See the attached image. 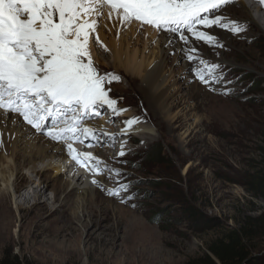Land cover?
Listing matches in <instances>:
<instances>
[{
	"label": "rangeland",
	"instance_id": "374dc122",
	"mask_svg": "<svg viewBox=\"0 0 264 264\" xmlns=\"http://www.w3.org/2000/svg\"><path fill=\"white\" fill-rule=\"evenodd\" d=\"M259 5L255 0H234L223 9L227 18L248 23L246 31L239 35L230 32L233 38L219 40L223 47H210L211 57L207 59L219 63L225 74L222 89L210 90L201 83L208 88V99H216L214 102L207 103L203 94L189 89L190 72L178 63L177 48L170 54L171 66L165 75L170 76L175 69L173 77L182 87L177 98L183 97L184 101L181 107L175 105L178 100L173 102L168 116L156 111L145 99L142 93L148 91V86L143 77L134 82L135 77L115 64L113 52L101 41L97 53L105 66L93 61L94 65L105 70H98L100 73L120 77L119 82L105 85L111 89L110 97L119 101V108L128 110L127 117L138 115L149 120L137 123L142 129L132 133L131 141L124 144L126 149L115 148L108 161H103L125 174L121 182L129 183L130 190L121 192L120 198L110 196L108 190L118 185L102 176L104 190L97 189L98 207L79 221L73 214L75 199L60 207L54 199L52 182L48 181L45 198L49 209L30 203L21 212L16 209L14 187L10 184L9 205L18 221L11 238L6 242L0 239V264L14 261L13 257L21 264H189L203 257L209 246L228 233L244 227L260 228L256 220L264 214V200L257 197L256 191L259 175L264 173V65L259 70L256 65L264 62V29L255 18V6ZM246 10L253 21L248 20ZM104 15L103 9L102 15L95 16L98 26L90 34L94 44L96 37H101ZM112 25L119 29L118 22ZM123 25L120 24L123 37L119 43L125 54L133 42L127 32L136 26ZM105 32L109 36L106 28ZM138 57L151 66L162 59L155 43L145 51L139 49ZM217 84H212L211 89ZM233 110L237 112L234 121L219 119ZM108 111L102 110L101 117L87 121L100 123ZM119 117L123 113L115 116ZM116 123L112 120L109 124ZM102 130L103 134L114 135ZM25 146L21 148L24 160H28L30 151ZM152 148L161 150L162 155L149 159ZM96 149L102 148L95 143L88 150L90 155ZM121 150L126 153L124 156L119 155ZM43 165L40 163L39 167ZM29 167L20 171L17 184L33 193L39 179ZM89 170H84L86 175ZM74 175L62 177L73 180ZM43 178L57 180L61 176L49 170ZM29 181L33 184L27 188ZM129 195L134 198L128 199ZM34 212L40 216L34 218ZM21 219L31 222L27 229L22 227ZM242 244L248 245L246 264H264V231L255 239H244ZM74 246L76 252L71 255L68 252Z\"/></svg>",
	"mask_w": 264,
	"mask_h": 264
},
{
	"label": "snow or ice",
	"instance_id": "6c2138e0",
	"mask_svg": "<svg viewBox=\"0 0 264 264\" xmlns=\"http://www.w3.org/2000/svg\"><path fill=\"white\" fill-rule=\"evenodd\" d=\"M234 0H0V117L18 115L24 122L56 142L64 143L69 156L94 176L114 180L118 187L108 195L120 198L131 185L122 183L125 174L109 168L99 157L79 153L75 142L101 143L88 119L111 110L119 116L127 109L117 108L106 84L119 82L115 73H100L90 54V34L97 21L93 16L115 14L122 23L138 22L157 32L168 33L169 43L182 42L180 51L189 62V72L202 84L220 83L221 65L208 60L194 46L223 47L208 29L219 28L239 35L247 21L231 20L222 14ZM264 4V0H259ZM99 42L98 36L96 37ZM232 83V81H228ZM224 94H228L225 92ZM14 119V116L12 117ZM50 121V126H47ZM138 118L125 121L123 134L132 130ZM107 141L115 137L105 133ZM91 137V139H89ZM126 153L121 150L119 155ZM110 174V175H108ZM92 183L103 189L102 181ZM132 195L128 199H133ZM121 202H125L121 200Z\"/></svg>",
	"mask_w": 264,
	"mask_h": 264
},
{
	"label": "bare ground",
	"instance_id": "6f19581e",
	"mask_svg": "<svg viewBox=\"0 0 264 264\" xmlns=\"http://www.w3.org/2000/svg\"><path fill=\"white\" fill-rule=\"evenodd\" d=\"M255 1L259 2V0ZM255 7H257V9L255 10L256 21L264 29V4L261 3V5ZM104 12L105 15L103 20V29H101V37L99 36V42H96V44H94L90 36V54L93 61L97 64H102L105 66L104 62L101 61L97 53L98 47L102 46L105 43L107 48L113 52L115 64L119 63V65L125 69L127 74L135 77L134 82L136 80L138 81V77H143L145 84L148 86V91H143L142 94L149 104L156 107V111H163L165 115L168 116L170 107L173 106V102H176V100L179 101H177L178 103L175 104L176 107L183 106L182 103L184 101V98H177L182 90V87L178 85L177 80L173 77V75H175V69L172 70V74L170 76L165 75L167 72L166 70L171 66L169 63L170 54L174 53L176 48L178 50V53L176 55L178 63H180V65L182 64L183 69L189 72V62L184 58L180 51L182 42L178 41L177 39L175 42L169 43L168 33L157 32L149 27H141L140 24L133 22L131 24H134L136 26L133 27L136 30L139 29L140 31L131 29V32H127V34H130L133 42L131 41L128 44L131 47L129 48V51L124 54L122 52V46L119 43V41L123 37V33L121 31L122 29L120 28V24L122 22L115 14L109 17L107 8L104 9ZM246 13L248 20L253 21V17L251 19L249 10L248 12L246 10ZM92 19H95V16H93ZM115 22H118L119 29L112 28V24H115ZM123 24L127 26V23ZM105 28L110 32L109 36L106 35ZM141 30L144 31L142 32ZM207 31L213 32L222 42L226 41L230 37H234L230 34V32H224L219 28L208 29ZM108 39L110 40L107 41ZM101 41L102 45H100ZM153 43H155L156 49H158L162 59L161 61H158L151 66L145 63V61L143 60L144 56L142 57V59L138 56L139 49L145 51V49ZM140 45L141 47H139ZM194 46L199 48L201 50V54L206 58L211 57V48L207 45L203 44L202 42H196ZM263 65L264 62L261 61L256 65V69L259 70L258 67L262 68ZM95 67L98 70H101L103 72L105 71L99 68L97 65H95ZM186 73L187 72H185V74ZM189 81L191 82H189V89L192 91L195 89L196 92H200L201 94H203L204 99L205 101H207V103H211L216 100L208 99L209 97L206 93L208 88H204L201 85V82L195 79L192 74H190ZM213 86L211 87L213 88ZM222 86L223 83L220 82L216 87H214V90L222 89ZM118 103L117 108H119ZM127 113L128 110L123 112V117L115 118V116L112 115L113 113L111 112V110H109L106 113L105 118L100 123H93L92 121L85 122L84 126L92 129L93 133L97 137H100L101 143L108 140V137L104 135L106 132H104L103 134L102 128H104V131L105 129H107L109 132H113V136L115 137L114 142L109 141L102 147L101 143H96L98 144V148L100 147L102 149L101 151L99 149H96V153L91 155L101 158L102 161H108L109 157L111 156L110 152L112 150H114L115 148H118V150L121 148H123V150L126 149L127 146H124V144L131 141L130 137L133 136L132 133L134 134L137 130L142 129L141 124H135L131 131H129L127 134H123V130L127 127L125 121L131 120L133 118H138L139 123H145L149 121L144 116L137 115L127 117ZM236 113L237 112H234L233 110L230 115H221L219 119H222V121H234L233 119ZM13 116L14 119L12 118ZM112 120H115L117 123L115 125H110L109 123ZM44 136L45 135L43 133L37 132L34 128L24 122L18 115L6 113L3 117H0V188L1 186H6V188L0 189L1 241L3 240L6 242L11 238L12 228L18 221L9 205L10 197L7 191L10 184H13L14 187L16 209L18 212L24 211V207L30 203L33 204V207H39L40 209H49V206L45 204L46 192L50 187L48 181L53 183L52 191L54 194V199L60 202V207H66L71 199H75L76 207L73 214L78 218L79 221L85 218V216L90 215L92 209L98 207L97 200L99 192L97 189L99 188L96 185L94 186L92 180L97 179L99 181H102L103 183V177L99 175L94 176L92 173H90L91 170H89L88 174L86 175L84 171L86 167H81L74 160H72L64 143L49 141L47 139L48 137ZM29 138L33 143L29 144ZM89 139H91V137H89ZM87 143L88 140H84V142H75L73 144V147L77 152L84 153L86 151V148L88 147L86 146ZM24 144H26L25 148L28 150V152L30 151V158H28V160H24V153L23 149L21 148ZM90 152L91 151H87L86 153L90 154ZM117 153L118 152H116V154ZM45 162H47V164H45ZM40 163L44 164L41 168L39 167ZM27 166L31 167L32 172L39 179L38 185L36 186L37 189L33 193L25 192L26 188H24L23 190L20 188L19 184H17L18 178L20 176V171ZM49 170H52L56 174V176L60 175L61 178L57 180H49L48 178H43ZM68 173H75L73 180L67 178L63 179L62 176L65 177V174ZM76 175L77 178L75 177ZM74 178L76 179L74 180ZM29 182L30 183L26 185L27 188L28 186H30V184H33L32 181ZM32 214L34 218H38L40 216L37 212H34ZM20 222L22 224V227L26 229L30 226L31 223H28L25 219H21ZM75 250V246L71 247L68 253L72 255L76 252Z\"/></svg>",
	"mask_w": 264,
	"mask_h": 264
},
{
	"label": "trees",
	"instance_id": "16d2710c",
	"mask_svg": "<svg viewBox=\"0 0 264 264\" xmlns=\"http://www.w3.org/2000/svg\"><path fill=\"white\" fill-rule=\"evenodd\" d=\"M160 155H162V151L157 148H152L148 153L149 159H155ZM257 184V197L264 200V173L259 175ZM256 223L260 225V228H257V226L252 228L244 227L240 231L234 230L223 238L217 239L208 247L207 252L204 253L203 257L196 259L189 264H243V262L248 261V253L246 252L248 245H243L242 241L246 238L255 239L259 233L264 231V214L256 220ZM250 241L251 240H248V244L251 243ZM13 258L14 261L9 262L4 260L1 264H21L17 257ZM248 264L250 263L248 262Z\"/></svg>",
	"mask_w": 264,
	"mask_h": 264
},
{
	"label": "water",
	"instance_id": "95a60500",
	"mask_svg": "<svg viewBox=\"0 0 264 264\" xmlns=\"http://www.w3.org/2000/svg\"><path fill=\"white\" fill-rule=\"evenodd\" d=\"M246 263H247V261L243 262V264H246Z\"/></svg>",
	"mask_w": 264,
	"mask_h": 264
}]
</instances>
